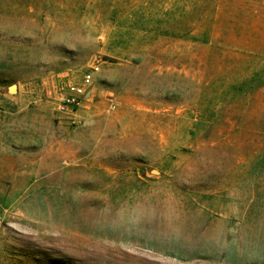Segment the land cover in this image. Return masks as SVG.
Wrapping results in <instances>:
<instances>
[{
  "label": "rangeland",
  "instance_id": "374dc122",
  "mask_svg": "<svg viewBox=\"0 0 264 264\" xmlns=\"http://www.w3.org/2000/svg\"><path fill=\"white\" fill-rule=\"evenodd\" d=\"M0 264H264V0H0Z\"/></svg>",
  "mask_w": 264,
  "mask_h": 264
},
{
  "label": "built area",
  "instance_id": "2783aa9c",
  "mask_svg": "<svg viewBox=\"0 0 264 264\" xmlns=\"http://www.w3.org/2000/svg\"><path fill=\"white\" fill-rule=\"evenodd\" d=\"M95 69V68H94ZM91 80V71L85 72L78 82H71L65 85L63 94L59 97L57 108L59 111L67 114L69 122H75L73 112L80 104L83 95L86 93V88Z\"/></svg>",
  "mask_w": 264,
  "mask_h": 264
},
{
  "label": "water",
  "instance_id": "95a60500",
  "mask_svg": "<svg viewBox=\"0 0 264 264\" xmlns=\"http://www.w3.org/2000/svg\"><path fill=\"white\" fill-rule=\"evenodd\" d=\"M14 88H15V86H14L13 84H11V85L8 87V89H10L9 91H13Z\"/></svg>",
  "mask_w": 264,
  "mask_h": 264
},
{
  "label": "bare ground",
  "instance_id": "6f19581e",
  "mask_svg": "<svg viewBox=\"0 0 264 264\" xmlns=\"http://www.w3.org/2000/svg\"><path fill=\"white\" fill-rule=\"evenodd\" d=\"M10 90V89H9Z\"/></svg>",
  "mask_w": 264,
  "mask_h": 264
}]
</instances>
